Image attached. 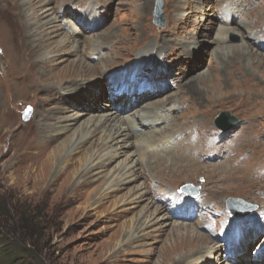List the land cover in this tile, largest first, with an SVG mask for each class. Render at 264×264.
Wrapping results in <instances>:
<instances>
[{"label": "rangeland", "instance_id": "374dc122", "mask_svg": "<svg viewBox=\"0 0 264 264\" xmlns=\"http://www.w3.org/2000/svg\"><path fill=\"white\" fill-rule=\"evenodd\" d=\"M62 1L31 0V7L21 3V0H13L4 6L0 4V25L9 29L7 39L0 40V225L2 223L8 230L15 229L25 242L38 241L33 255L34 260L41 259L42 264H161L163 254L175 243L172 231L176 225L193 226L204 236H209V228L215 226L218 233L231 231L218 239L209 236L210 241L222 248L224 253L223 256L213 254L215 261L218 258L219 261L223 258L226 261L234 257L229 247L237 240L233 238L230 242L227 239L233 236L234 222L244 224L249 221L251 225L244 235H248L254 227L257 229L247 237L245 246L240 245V253L235 257H257L256 253L264 248V40L259 41V49L248 45V49H254V56L242 55L237 49L227 51L229 55L226 51L225 55L217 52L219 46V49H229L242 44L240 35L231 32L223 35L224 42L214 43L221 35L222 27L226 26L222 21L224 16L218 12L224 5L222 0H163L164 27L154 23L157 0H94L95 4L101 5L97 10L87 9L91 0H64L68 2L64 5ZM69 13H90L97 24L94 27L84 26V18L73 20L68 17ZM52 18H56L54 24L58 30L44 26ZM67 19L69 21L66 23ZM227 26L247 33L238 21ZM74 28L82 32L72 33ZM166 38L169 39V46L165 52L172 56L165 58L168 69L162 71L161 79L154 81L158 83L149 87L147 81L160 74V70L155 69L159 60L151 64L150 73L149 70L143 71L140 79L144 83L137 89L107 88L106 83L110 79L103 74L106 69L110 70L109 73H117L112 76L114 78L121 76L122 70L117 69L129 66L142 49L162 47ZM74 41L82 44L79 53L66 57L62 56L64 54L60 56L59 52L49 56L45 54L46 50L59 43L71 45ZM95 41L100 42V48L112 46L109 60L100 62L91 59L94 47L84 49V43L90 46ZM194 41L199 42L196 46L200 52L198 57L186 49L191 48ZM9 49L20 51L22 56L16 64V68H19L17 74L11 64L8 65L11 59ZM182 53L184 59L191 56L197 58L191 61L189 68L179 64ZM39 55L47 57L50 63L36 65L34 62L36 58H41ZM78 59L85 63L87 70L89 63L90 67L96 69L97 81L103 85L100 91H96L101 97L99 106L89 104L87 116L83 118L86 122L80 121L53 143H44L40 128L49 122L46 118L53 116L57 104L63 109L70 107L67 116L71 117H77V113L83 109L77 108L76 102L58 100V96L53 101L56 89L61 87L66 90V85L60 82L74 80L76 64L71 63ZM105 65H108L106 69ZM93 77L87 73L84 75L86 80L67 86L82 87L92 94L95 89L91 88L89 92V86L95 82V79H91ZM81 92L83 98H89L83 90ZM115 93L119 94L115 102L117 111L120 114L125 112L122 116H136L135 113L143 107L158 103L150 109H157L166 118V122L156 129L162 141L158 144L159 150L173 149L164 157V162L146 170L139 163L137 167L143 177L136 181L128 178L127 184L112 194L104 191L106 183L121 166L128 164L127 155L116 158L85 182L84 178H77L78 175L73 179H59L53 184L48 176L45 185L36 183L35 177L26 180V172L37 167L34 165L27 170L32 157L42 149L45 157L51 155L84 123L83 130L94 127L105 112L102 106ZM124 94H135V98L129 102L128 98L122 96ZM159 106H162L160 110ZM28 107L33 112L30 119L25 121L23 116ZM223 112L237 120L220 123L226 128L233 126L229 130L220 129L216 124L217 116ZM186 124H198L201 129L211 130L210 135L214 139L211 147L204 146L203 138L199 136L186 143L190 145L187 148L193 149L188 156L187 151L178 150L185 144L182 140L168 143L173 132L162 133L169 129H182ZM151 129L145 127L143 132ZM178 135L176 133L174 137ZM108 137V131L100 129V133L83 149L87 151L92 142L105 145ZM135 141L131 138L126 144ZM28 143L33 147H29ZM108 146H104L102 154L111 149ZM221 146L226 151L233 146L237 148L236 156L232 158L237 159V166H221L228 157L227 153L213 154ZM95 150L96 146L91 147L88 154ZM233 154L230 151V157ZM141 155L142 151L129 160L134 162ZM78 156L75 157L76 162L79 161ZM182 157L189 159V163ZM180 160L182 167L171 166V162ZM241 165L243 167L239 168ZM77 167L79 171L80 166ZM171 195L177 196V201L185 197L196 202L197 206L191 211L185 210L187 215L172 214L177 206L168 198ZM211 195L213 200L215 197L218 200L215 206L210 207ZM229 200H232L231 204ZM229 205L233 206L234 212ZM161 206L165 210L157 213V207ZM238 207L255 210L244 211ZM23 219L24 224H21ZM16 220L21 224L19 228L14 226L17 222L13 225L9 223ZM212 245L205 242L206 247ZM184 252L174 254L173 260H178ZM206 259L204 262H207ZM0 264H5L4 260H0Z\"/></svg>", "mask_w": 264, "mask_h": 264}, {"label": "bare ground", "instance_id": "6f19581e", "mask_svg": "<svg viewBox=\"0 0 264 264\" xmlns=\"http://www.w3.org/2000/svg\"><path fill=\"white\" fill-rule=\"evenodd\" d=\"M11 2H13V0H0V4L3 6ZM74 2L75 1H73L72 3ZM222 2L224 5L222 6V10L219 9L218 12L224 16V18L222 17L223 18L222 21L226 23V26L224 25L222 27V29L220 30L221 35L216 38V42L214 43L218 44V43L224 42L225 41L224 36L231 32V33H237L240 35L242 44L238 47H233V48L231 47L229 49L228 48L219 49L221 48L219 46L217 52H219L222 55H225L224 53L225 51L227 52L232 49H237L238 51H241L242 55L254 56L252 54L254 52V49L253 50L248 49L249 48L248 45L252 44L254 47L259 49L261 48V46L259 45L260 44L259 41L264 40V5H263L264 0H240V1L222 0ZM21 3L25 4L26 6L31 7V0H21ZM67 3L64 0L62 1V5L67 4ZM98 5L100 4H95L94 0H91V2L87 5V9L88 10L96 9L98 8ZM201 6L202 5L199 4L200 8ZM199 7H198V10H199ZM241 7H243L242 10H240ZM89 14L90 13H86V14L69 13L68 17L73 20L75 19L79 20L80 18L81 19L84 18L85 20L84 22L82 21V25L88 26V27H94L97 24V22L94 23L95 19L93 20V15H89ZM86 15H88V19H86ZM55 19L56 18H52L51 20L47 22V25H44V26H47V29L56 28L58 30V27H56L54 24L56 22ZM67 21L69 20L68 19L65 20L66 23ZM236 21H238L239 26L241 28H244L247 31V33L245 31L243 32H240L239 30L235 31L234 29H230L227 26ZM27 25L29 26V21L27 22ZM71 31L72 33L82 32L80 29H75V28L72 29ZM8 33H9V29L5 25H0V35H1L0 40L7 39ZM50 39L51 38H49V40ZM168 40L169 39L167 38L164 40V44L162 47L154 46V48L152 47L150 50H148V48L142 49L141 51L138 50L139 52L138 51L137 52L139 54L135 57L134 61L129 64V66L123 67L122 69L121 67L117 69V70H122L121 76H116L115 78L112 77V76H115V74L117 73L114 71L109 73L110 70L106 69L107 68L106 66L108 65H105L106 72H104L103 74L104 75L107 74L106 78L108 77V79H110V82L107 81L108 83H106L107 88L109 89L111 87L112 89L116 90V88L118 89V88L125 87L129 91H131L132 89H137L142 83H144V82H141V79H140L143 71L149 70L148 73H150L152 71L151 64H153V62L157 60H159L160 63L155 65V69L160 70V74L158 75L154 74L156 77L149 78L147 83L149 84V87L150 85H154L155 83H158L154 81L161 79L162 78L161 76L163 75L162 71L163 70L166 71L168 69V68L166 69L165 67V58L167 56H172V55H169V53L165 52V51H168L167 50L168 48L167 46H169V44L167 43ZM95 44L93 43L89 46L87 42L84 43V49L86 47L87 48H90L92 46L94 47V48L92 47L94 50H92L90 54V57L92 56L91 59L97 60L100 62L109 60L111 58L109 53L112 51V46H109L106 48H100L101 46L100 42L95 41ZM198 45H199V42L194 41L193 46L191 48L188 47L186 49L187 51L188 50L192 51V53L196 54L198 57L200 55L199 49L196 47ZM81 48H82V44L79 41H74L73 44L71 45L69 43H63V44L59 43L58 46L46 50L45 54L49 56L51 54H56L57 52H59V55L64 54L62 56L66 57L70 55L71 53H79L81 51ZM84 49H82V51ZM9 51H10L9 53H10L11 59H10V63L8 62V65L11 64L10 66L13 68L15 74H17L19 72V68H16V64L17 62H19V58L21 56L19 53L20 51L19 52L14 51L13 49L11 50L9 49ZM114 52L115 51H113V53ZM92 53L94 55H92ZM156 53H158V55ZM227 55H229V52H227ZM40 56L41 58L35 59L34 63L36 65H39L42 63H48V64L50 63L47 57H42V55H39V57ZM132 56H135V55H132ZM181 56L182 57H180L179 64L181 63L183 66H186L188 68L189 66H191L190 65L191 61L197 59V58L193 59L192 56L184 59L183 53ZM234 56L236 57V55ZM71 64L73 65L76 64V68L73 73L75 78L73 81L70 78L71 82L69 83H65L66 79L60 82L63 86L66 85V90L61 89V87L58 86L59 87L58 90L56 89L55 90L56 93L53 94L54 96L52 95L53 101L56 100L55 97L58 96V100L64 99L63 101H66V103L76 102V105H77L76 107L77 108L83 107V109L80 113H77L76 115L77 117H71V116H67V113L71 110L70 107L63 109L59 107V105L57 104V107H55L54 109L55 111L53 113V116L49 115V118H46L47 122L48 120L49 122L45 125H42L40 128L41 135L43 136L41 137V139L42 138L44 139L43 140L44 143H49V144L53 143L57 141L60 136L65 135L67 132L71 131L80 121L83 120L84 117L87 116L86 109L90 108L89 104H92L93 106L95 105L99 106L101 97L100 95H98V93H96V91H100L103 85H101V82L97 81L96 69L94 67H90L89 65L90 63H89L87 65L89 69L87 70L85 63L79 59ZM143 66H146L147 68H142ZM140 67L142 69H140ZM102 70H104V68ZM87 73L91 74L92 77L95 76L91 78V79H95V82L89 86L90 87L89 92H91L92 90L91 88L95 89V91H92V94L91 93L88 94V91L85 88L82 89V87L76 88L72 86H67V84H75L79 80L81 81L86 80V78H84V75H86ZM132 77H133V80H131ZM86 85H89V83ZM82 90L85 93V95L88 94V97H89L88 99H85L81 96ZM133 95L128 96L124 94L122 96H125V98H128L129 99L128 101L131 102L132 101L131 98L133 99L135 98V96ZM118 97H119V94H116V93L112 96V98L109 97L110 99L104 104V106H102L105 108V112L103 113V115H101L98 118L96 125H94V127H90L89 129L83 130L82 128L85 125L84 123V125L79 126V128L77 127L78 128L77 131L74 132L71 138H69L66 142L62 143L61 145H59V147L55 151L53 150L54 153H52L51 155H48L45 157L44 149H42V151H39L35 155V157H32L33 159H30L27 170L29 168L34 167V165H36L37 167L35 170H32V169H30V171L26 170L27 171L26 180L30 181L33 177H35L36 183L40 182L41 184L45 185L47 179L49 178L48 176H50V183L53 184L57 182L59 179H62V178L66 180L73 179L74 176L78 175L77 178L79 179L84 178L83 182H85L89 179L88 178L89 176H95L96 174H99L98 172L96 173V171H98L101 168H105L106 166L111 164V162L115 160L116 158H119L122 155H127L126 160H128V164H124V166H121L118 169V172L117 173L115 172L109 178L110 180L108 181V183H106V186H105L106 188L104 191L106 192V194H112V193H116L117 191H119L121 186L126 185L128 178H133L134 181H136L139 178L143 177V174L139 172V169L137 167L139 163L141 164L142 168L146 170V169L154 168L155 164L164 162L165 160L164 157H166L167 154H170V152L173 149H170L169 151L166 149L159 150L160 146L158 144L162 141L160 140L161 136H157L156 129L158 128L160 124L166 122V118L163 115H161L160 114L161 112L157 111V109L156 111L150 109V108H155V105H157L158 103L149 104L143 107L142 110L137 111L135 114L138 117L134 116V114L122 116V114H124L125 112L120 114L117 111L118 109L117 106L115 105V102L118 99ZM161 107L162 106H159V110L161 109ZM61 115H66V116L62 117ZM145 127L152 128L151 129L152 131L143 132ZM100 129H106L108 131V135H109L108 142H106L105 145H102V143L98 144L97 142H92L91 145L89 146V149L85 151L83 149L84 146L96 134L100 133ZM171 131L173 132V134L170 136L167 142L169 143L170 141H173V140H177V141L182 140L185 144H182L181 148L178 150L187 151L188 156L192 154L193 149L187 148V146H190V145H186V143H190L192 139H195L199 136L202 137L203 138L202 143L206 147H211V142H214L213 141L214 139L210 135L211 130L206 131L204 129H201L198 124L197 125L186 124L182 129L178 128L176 131L169 129V130H165L162 134L164 135L165 133L171 132ZM176 133H178L179 135L174 137V134ZM131 138H134L137 141L127 145L126 141ZM30 146L33 147V145L29 144V147ZM94 146H96L97 150H95L91 154H88L90 148ZM104 146L105 148L108 146V148H111V149L105 152L104 154H102ZM133 148H136V150L134 149L133 151L130 152L129 150L130 149L132 150ZM163 148H165V146H163ZM140 151H142V155L139 157L140 159L134 162H132V160L131 161L129 160L130 158L137 156ZM230 151L234 153L232 157H230ZM230 151L224 150L223 146H221L219 149L213 152V154L215 155L227 153L228 157H226V160L223 161L224 163L223 162L221 163V166L228 165L230 168H233L234 165L237 166V159H232L236 156L237 148L233 146ZM77 155H79L78 162L75 161V157ZM182 160L189 163V159H184L182 157ZM184 161L182 162L184 163ZM191 161L194 162L193 160ZM77 165L80 166L79 171H78ZM182 165L183 164L181 163V160L179 162H171L172 167H175V166L182 167ZM242 167L243 165H241L239 168H242ZM66 189H67V186H66ZM75 190H77V188ZM176 197L177 196H174V195H171L170 197H168L170 201L172 202V204L174 206H177L175 207V212H172V214L176 213L179 216L185 215L186 214L185 210L191 211L192 209H194L195 206H197V203L192 200L182 197L181 199L177 201ZM211 200L212 201H209L208 203L209 206L210 207L215 206L214 204H216V201L218 199L215 197V199L213 200V197L211 195ZM163 209H164L163 206L157 207L156 211L157 213H160L162 212ZM253 210L255 209L251 208L250 211H253ZM156 221H158V219ZM250 225L251 224H249V221H245L244 224H242L241 222H234V225L232 226L233 236L232 237L229 236L227 239L231 242L233 238H236L237 242L232 247L231 246L229 247L234 257H232L231 259H226V261L228 262H226L224 258L223 260L221 259V261H219V258L216 259L215 261V258L213 257L215 254L218 253L219 255L223 256L224 253H222V248L220 249L219 246H216V244L210 241L212 240L210 238L213 237L215 239H218L220 235L230 233L231 231L230 232L225 231L224 233H218L216 231V228H217L216 226L215 228L210 227L208 230V234H210L209 236L211 237H209V236H204L200 234L198 231H196L197 229H195L193 226L184 225L182 223L179 225H176L174 226L173 231H172V235H175V243L170 247L167 253L163 254L161 264H213V260L215 264H230V263L236 264L237 262L239 264H260V263L262 264L264 263V248H263V251L261 250L258 251L259 253H256L258 254V256L254 258L235 257L236 254L240 253V251L238 252L240 245L243 244V246H245L244 245L245 242L248 241L247 237L250 236L253 233V231L257 229V227H254L251 230H249L248 235L246 234L247 236L244 235V232H246V229L249 228ZM252 225L257 226L254 223H252ZM201 228H204V226L201 225ZM257 234H256V237L258 236ZM206 241L208 242V244H213V245L206 247L205 246ZM182 250L185 251L184 254L180 255L178 260L176 261L173 260L174 259L173 255L174 254L177 255V253H179ZM227 254L229 255V253ZM195 257H196L195 259L196 261H193V258ZM205 258H207L206 259L207 262H204Z\"/></svg>", "mask_w": 264, "mask_h": 264}, {"label": "trees", "instance_id": "16d2710c", "mask_svg": "<svg viewBox=\"0 0 264 264\" xmlns=\"http://www.w3.org/2000/svg\"><path fill=\"white\" fill-rule=\"evenodd\" d=\"M17 222V223H16ZM14 226L24 224V219L20 224L16 221H9ZM19 228V227H18ZM0 260L5 264H42L41 259L34 260V249L38 246L37 242L23 241L15 229H5L0 225ZM7 241H4V240ZM34 251V252H33Z\"/></svg>", "mask_w": 264, "mask_h": 264}, {"label": "water", "instance_id": "95a60500", "mask_svg": "<svg viewBox=\"0 0 264 264\" xmlns=\"http://www.w3.org/2000/svg\"><path fill=\"white\" fill-rule=\"evenodd\" d=\"M163 7H164V2L163 0H157L156 1V7H155V11H154V23L157 24L158 26L160 27H164L165 26V15H164V11H163ZM32 108L31 107H28L25 112H24V116H23V119L25 121H28L32 115ZM231 120H234L235 122L237 121L235 118L231 117L229 115V113L227 112H223L222 114L220 113L218 116H217V119H216V124L218 125V127L220 129H224V130H229L230 128L232 127H222L220 125V123H223V122H229ZM230 125V124H229ZM222 127V128H221ZM230 202H232V200H230ZM238 208H241V209H244L243 207H238ZM254 209V208H253ZM251 209H247L244 211H250ZM231 211H233V209H231ZM234 212V211H233ZM238 214V212H237Z\"/></svg>", "mask_w": 264, "mask_h": 264}]
</instances>
